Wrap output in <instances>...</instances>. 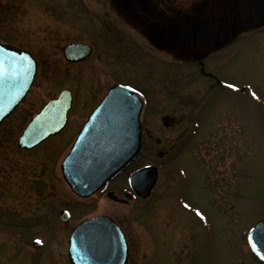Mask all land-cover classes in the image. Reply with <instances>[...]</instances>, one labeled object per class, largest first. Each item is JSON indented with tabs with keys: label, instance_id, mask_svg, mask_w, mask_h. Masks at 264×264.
<instances>
[{
	"label": "rangeland",
	"instance_id": "obj_1",
	"mask_svg": "<svg viewBox=\"0 0 264 264\" xmlns=\"http://www.w3.org/2000/svg\"><path fill=\"white\" fill-rule=\"evenodd\" d=\"M156 1L140 0L141 8ZM243 1L162 0L161 11L166 2L172 13L173 44L161 46L148 37L153 20L134 14L131 0H0V39L37 62L29 91L0 124V264H70V228H56L62 206L71 210L70 227L114 216L128 238L127 264L260 263L246 233L264 220V26L219 32L225 39L218 44H204L198 34L203 24H227L226 10ZM70 42L93 51L67 62L62 48ZM194 57L214 77L202 75ZM217 77L246 83L253 96L215 86ZM116 81L143 100V149L115 185L145 164L160 172L151 194L127 205L102 194L80 198L60 172L78 128ZM63 88L75 95L65 129L32 149L19 148L29 118ZM167 114L175 118L171 127L161 122ZM186 136L192 139L185 150L171 153ZM36 238L40 247L33 248Z\"/></svg>",
	"mask_w": 264,
	"mask_h": 264
},
{
	"label": "water",
	"instance_id": "obj_2",
	"mask_svg": "<svg viewBox=\"0 0 264 264\" xmlns=\"http://www.w3.org/2000/svg\"><path fill=\"white\" fill-rule=\"evenodd\" d=\"M249 1L264 3V0ZM90 53L91 47L85 43H70L63 47V56L69 62L83 60ZM0 60L4 61V75L0 77L1 122L29 90L36 61L27 50L1 41ZM70 106V91L65 88L30 119L17 145L31 148L61 131ZM141 110L142 100L130 88L116 84L108 89L60 165L62 176L74 193L88 197L136 157L141 148ZM172 122L170 115L162 117L164 125L170 126ZM156 176V167L147 166L133 172L129 180L134 191L146 197ZM61 217L66 220L68 215L63 212ZM261 227H264V221H258L248 233L251 249L256 243L253 252L260 259L264 257V243H257L253 238H258ZM68 252L73 264H125L128 247L123 233L113 221L107 216H99L84 220L73 229Z\"/></svg>",
	"mask_w": 264,
	"mask_h": 264
},
{
	"label": "flooded vegetation",
	"instance_id": "obj_3",
	"mask_svg": "<svg viewBox=\"0 0 264 264\" xmlns=\"http://www.w3.org/2000/svg\"><path fill=\"white\" fill-rule=\"evenodd\" d=\"M161 1L162 0L156 1L153 5L150 6V8H146V9L144 7L148 5L146 4L143 5L144 9H142L140 5V0H131V2H127V5L128 7L132 9L131 11L134 14H136L142 19L143 22H145L146 20L145 18H148L150 22H152L151 20H153V22L148 26V28L150 29L148 37L154 44H161V46H165V45L171 46L173 44L171 41L172 13L166 2L164 3L165 8L163 9V11H161V8H162ZM158 13H163V15L162 14L159 15ZM226 13H227V17L225 18V21H227V24L215 27L214 25L216 24V22H214V24H210V23L203 24L202 27L200 26L198 28V34H199V38L201 42H203L204 44H211L212 42H216V44H218L223 39H225V37L222 38V36L221 37L219 36L218 34L219 32H224V35H226V34H230L231 32L236 31L237 28L242 27V26L251 27V28L260 27L257 24L261 22V20H263L262 17L264 14V3L263 4H252L249 1L247 2L243 1L239 3L237 6L234 4V6L230 7L228 11L226 10ZM219 21L221 22V20ZM215 28H218L217 33L214 30ZM182 53H185V51ZM194 59L199 63V70L201 71L202 75L207 76V77L213 76L210 72L206 70V63L204 62L202 58L194 57ZM215 80H216L215 86L222 88L225 91H228L229 93H234V94H239V95L249 94L251 96V92L248 90L249 88L246 83L241 84L237 82H230V81L224 80L223 78H216ZM116 82H119V81H116ZM116 82H113V83H116ZM229 85H232V87H229ZM74 98H75V95L72 91V106H73ZM198 128L199 129L202 128V122H199ZM191 139L192 137L183 138V143L178 142L177 144H175L173 147H171L170 152L173 153L176 150L177 151L181 150L183 152L185 148L187 147V145L189 144ZM134 169L135 168L129 170L128 174L132 172ZM125 170L123 172H125ZM121 173L116 175L113 179H111L104 187H102L99 191H97L93 196H95L96 194H102L107 199H110L113 203H117L121 205H127L129 203H132V202L135 203L138 200H141L140 197L136 195L135 193H133V191L130 189L128 182H127L128 174L126 176L125 184H119L117 186L115 185V180L121 175ZM159 174L160 172L158 173V176ZM185 179L188 180V184L192 182L191 175L185 174ZM109 192H112L113 194L109 196L108 195ZM126 193H129L130 196ZM63 209L68 210L71 214V217L66 222L60 221V218H59V213ZM101 215H108V214H101ZM108 216H110L113 219V221L122 229L127 239V242H128L125 229L123 228L121 223H119L114 216H111V215H108ZM91 217H94V216H91ZM71 218H72V213H71L70 208H68L67 206L59 207L57 210L58 222L56 223L57 225L56 228L60 229L59 226L61 227L68 226V228H70L69 230V233H70L73 227L77 224L76 223L74 226L70 227L69 223L71 221ZM128 247L130 248L129 242H128ZM129 254L130 252H128L127 262L129 260ZM67 262L70 263L68 257H67Z\"/></svg>",
	"mask_w": 264,
	"mask_h": 264
},
{
	"label": "snow or ice",
	"instance_id": "obj_4",
	"mask_svg": "<svg viewBox=\"0 0 264 264\" xmlns=\"http://www.w3.org/2000/svg\"><path fill=\"white\" fill-rule=\"evenodd\" d=\"M4 75V61L0 60V77ZM229 87H232V85H229ZM253 239L257 240V243H264V227H261L258 233V238L254 237ZM257 244L253 243L252 248L253 251L256 250ZM264 250V249H262ZM261 259H264V257H261Z\"/></svg>",
	"mask_w": 264,
	"mask_h": 264
},
{
	"label": "bare ground",
	"instance_id": "obj_5",
	"mask_svg": "<svg viewBox=\"0 0 264 264\" xmlns=\"http://www.w3.org/2000/svg\"><path fill=\"white\" fill-rule=\"evenodd\" d=\"M4 120H5V119H4ZM4 120H3V121H4ZM259 264H263V263H259Z\"/></svg>",
	"mask_w": 264,
	"mask_h": 264
}]
</instances>
